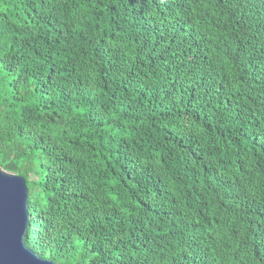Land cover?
Segmentation results:
<instances>
[{
	"label": "trees",
	"instance_id": "16d2710c",
	"mask_svg": "<svg viewBox=\"0 0 264 264\" xmlns=\"http://www.w3.org/2000/svg\"><path fill=\"white\" fill-rule=\"evenodd\" d=\"M0 167L56 264H264V0H0Z\"/></svg>",
	"mask_w": 264,
	"mask_h": 264
},
{
	"label": "water",
	"instance_id": "95a60500",
	"mask_svg": "<svg viewBox=\"0 0 264 264\" xmlns=\"http://www.w3.org/2000/svg\"><path fill=\"white\" fill-rule=\"evenodd\" d=\"M29 219L25 179L0 167V264H56L27 246Z\"/></svg>",
	"mask_w": 264,
	"mask_h": 264
}]
</instances>
